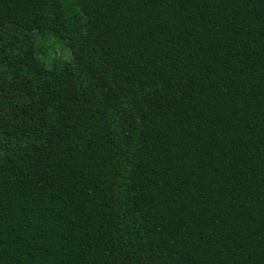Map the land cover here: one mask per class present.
I'll return each instance as SVG.
<instances>
[{
  "label": "trees",
  "instance_id": "obj_1",
  "mask_svg": "<svg viewBox=\"0 0 264 264\" xmlns=\"http://www.w3.org/2000/svg\"><path fill=\"white\" fill-rule=\"evenodd\" d=\"M0 264H264V0H0Z\"/></svg>",
  "mask_w": 264,
  "mask_h": 264
},
{
  "label": "rangeland",
  "instance_id": "obj_2",
  "mask_svg": "<svg viewBox=\"0 0 264 264\" xmlns=\"http://www.w3.org/2000/svg\"><path fill=\"white\" fill-rule=\"evenodd\" d=\"M41 56L48 62L53 63L60 59L70 58V52L68 49L61 45H56L53 42H45L40 45Z\"/></svg>",
  "mask_w": 264,
  "mask_h": 264
}]
</instances>
